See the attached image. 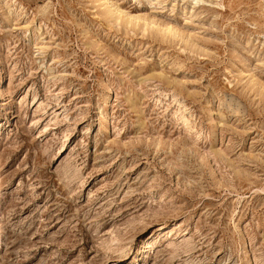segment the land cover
<instances>
[{"label":"rangeland","instance_id":"rangeland-1","mask_svg":"<svg viewBox=\"0 0 264 264\" xmlns=\"http://www.w3.org/2000/svg\"><path fill=\"white\" fill-rule=\"evenodd\" d=\"M0 264H264V0H0Z\"/></svg>","mask_w":264,"mask_h":264},{"label":"bare ground","instance_id":"bare-ground-1","mask_svg":"<svg viewBox=\"0 0 264 264\" xmlns=\"http://www.w3.org/2000/svg\"><path fill=\"white\" fill-rule=\"evenodd\" d=\"M109 1V0H108ZM109 3V2H108ZM109 6H111L112 7V4L111 3H109ZM117 10V9H116ZM115 10V11H116ZM120 13V12H119ZM172 30L171 29H168V32H171ZM169 34V33H168Z\"/></svg>","mask_w":264,"mask_h":264}]
</instances>
